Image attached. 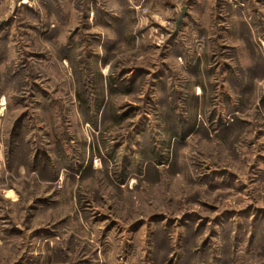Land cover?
<instances>
[{"label": "rangeland", "instance_id": "rangeland-1", "mask_svg": "<svg viewBox=\"0 0 264 264\" xmlns=\"http://www.w3.org/2000/svg\"><path fill=\"white\" fill-rule=\"evenodd\" d=\"M0 264H264V0H0Z\"/></svg>", "mask_w": 264, "mask_h": 264}]
</instances>
